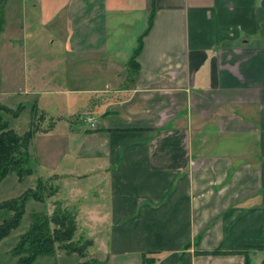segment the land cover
Returning <instances> with one entry per match:
<instances>
[{
	"label": "crops",
	"instance_id": "1",
	"mask_svg": "<svg viewBox=\"0 0 264 264\" xmlns=\"http://www.w3.org/2000/svg\"><path fill=\"white\" fill-rule=\"evenodd\" d=\"M43 26L64 29L63 52L85 60L132 43L126 65L147 29L137 70L111 89H75L90 93L83 112L57 110L41 132L65 142V166L48 170L56 194L64 185L76 219L104 221L99 261L264 264V0H0V32ZM29 81L26 103L45 111L36 95L51 90ZM93 172L104 173V209L85 205Z\"/></svg>",
	"mask_w": 264,
	"mask_h": 264
},
{
	"label": "rangeland",
	"instance_id": "2",
	"mask_svg": "<svg viewBox=\"0 0 264 264\" xmlns=\"http://www.w3.org/2000/svg\"><path fill=\"white\" fill-rule=\"evenodd\" d=\"M131 16L127 14L126 18L130 19ZM124 29L126 32H131L134 27L129 26ZM63 31L59 28L43 26L36 29H6L4 32H0V105L17 109L19 103L25 104L26 94L20 89L34 77L40 90H51V92L36 95L40 97L41 101L50 103L45 111L34 102L36 112L33 113L30 109L32 103L29 102L25 104L24 109L18 112L17 116H12L10 112H2L4 118L9 121V125L17 132L26 130L32 121H34L35 126L42 123L47 126L52 119L57 118V110H61L60 113L71 112L72 119H76V114L83 112L85 100L90 93L77 92L75 89H93L100 86L111 89L116 83H121L120 80L123 77L126 78L129 67L123 61L130 54L132 43L129 44L125 41L122 47H119V51L111 52L108 56H101L102 59L85 60L79 54L72 55L63 52L61 37ZM52 38H54L53 42L50 41ZM37 61L40 64L38 69L33 66ZM104 82L109 83L110 86H104ZM54 90L56 91L54 92ZM40 112L43 113L41 118H39ZM74 121H77L75 127L84 126L80 121ZM60 126L62 124L58 122L56 128ZM42 131L40 128L35 133L30 144L32 154L30 164L33 166V172L26 174L22 179H19L14 171L8 173L0 181V201L20 194L28 187H34L39 177L45 180L47 186L55 185V182L59 181V178L51 176L52 174L48 170H51V167L54 170H61L65 166L67 158L66 151L64 152L65 142L53 136L56 129L50 135H44L41 133ZM70 146L73 147V145ZM52 155L55 160H58L55 166L49 165L50 160H53L50 158ZM103 176V172H93L89 177H85V180L81 179V182L85 181V205L91 204L90 206L95 208L99 204L102 209L107 205V185ZM64 181L65 178L60 183ZM65 193V186L61 185L58 194L55 191L46 196L43 201L33 198L26 201L25 211L18 226L0 240V264L14 263L16 257L12 254L13 246L18 241L20 234L28 228L33 217L32 213L41 211L50 214L57 205L66 207L62 202L65 200L63 198ZM87 215L85 214V217ZM3 216H5V212L0 211V221ZM76 221L77 228L73 237L74 240L83 243L88 235L95 238V242L87 246L84 256L76 251L67 252L65 249H57L52 254L37 256L31 264H83L84 260L89 262L93 260L104 261L105 256L107 254L109 256L108 252H103V245H106L104 221H95L94 225L91 221L88 223L82 218L76 219ZM91 227L92 230H90ZM113 260L124 262V264L131 262L132 264L135 257L134 255L131 257L130 254L120 255L117 253L112 256L111 261ZM101 263L103 264V262Z\"/></svg>",
	"mask_w": 264,
	"mask_h": 264
},
{
	"label": "trees",
	"instance_id": "3",
	"mask_svg": "<svg viewBox=\"0 0 264 264\" xmlns=\"http://www.w3.org/2000/svg\"><path fill=\"white\" fill-rule=\"evenodd\" d=\"M154 14L155 7L148 14L147 29L153 22ZM144 32L139 36L128 60V66L133 72L138 69L135 56L142 46ZM25 107L24 103H19L17 109L0 105V181L12 171L19 179L33 172V166L30 164L32 138L40 128L45 131L50 127L49 123L44 127L35 126L34 121H32L31 125L23 132H17L12 128L2 112H10L12 116H17L18 112ZM34 108L35 104L33 102L30 107L33 113L36 112ZM42 116L43 113L40 112L39 118ZM56 189V185L50 184V186H47L45 180L39 177L34 187H28L16 196L1 200L0 211L5 212V216L0 221V240L18 226L25 211V203L29 198L43 201L46 196L53 194ZM32 216L28 228L20 234L18 241L13 246L12 254L16 257L13 264H31L37 256L52 254L57 249H65L67 252L76 251L81 256L86 254V248L91 239L86 238L83 243L73 239L77 221L72 209L57 205L50 214L35 211ZM245 263L249 264L247 258ZM83 264L102 263L97 260L91 262L84 260Z\"/></svg>",
	"mask_w": 264,
	"mask_h": 264
},
{
	"label": "built area",
	"instance_id": "4",
	"mask_svg": "<svg viewBox=\"0 0 264 264\" xmlns=\"http://www.w3.org/2000/svg\"><path fill=\"white\" fill-rule=\"evenodd\" d=\"M85 120H87V121H89L91 124H93L92 117L87 116V117H85Z\"/></svg>",
	"mask_w": 264,
	"mask_h": 264
}]
</instances>
